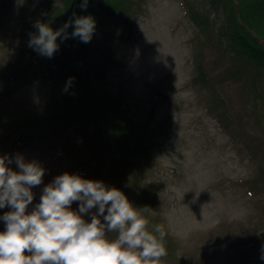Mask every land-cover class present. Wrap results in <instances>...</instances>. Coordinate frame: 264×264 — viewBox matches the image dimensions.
Here are the masks:
<instances>
[{
    "label": "rangeland",
    "instance_id": "rangeland-1",
    "mask_svg": "<svg viewBox=\"0 0 264 264\" xmlns=\"http://www.w3.org/2000/svg\"><path fill=\"white\" fill-rule=\"evenodd\" d=\"M38 1L0 0L6 12L3 19L0 10L2 122L16 110L46 103L51 95L49 80L36 81L32 71L22 75L13 58L19 52L14 49L26 44L25 29L36 22ZM133 1L131 37L117 47V62L107 78L110 91L122 96L128 114L154 141L151 159L138 166L135 181L128 179V184L151 188L153 218L169 241L162 264H264V185L253 191L251 186V179L264 171V98L258 100L244 83L226 76L230 59L214 43L197 42L187 14L192 5L208 12L220 28L224 10H212L210 0ZM196 51L203 57L206 83L192 82ZM67 125H46L16 139L12 131H0V154L21 155L45 169L41 185L32 189L29 212L56 176L68 172L96 178L90 170L84 174L83 165L95 164L91 149L108 143L82 139L75 129L79 122ZM200 153L212 159L199 164ZM10 167L19 171L15 163ZM71 207L78 210L79 202ZM8 211L7 206L0 209V216ZM84 218L90 222L91 213ZM5 227L0 220V231Z\"/></svg>",
    "mask_w": 264,
    "mask_h": 264
},
{
    "label": "trees",
    "instance_id": "trees-1",
    "mask_svg": "<svg viewBox=\"0 0 264 264\" xmlns=\"http://www.w3.org/2000/svg\"><path fill=\"white\" fill-rule=\"evenodd\" d=\"M82 2L83 0L38 1L36 22L49 24L55 31L70 18L74 19L73 13L76 16L91 15L96 21V31L89 43H83L70 35L66 40L58 37L59 48L52 58H48L28 46L30 34L38 33V29L34 25L33 28L25 29L26 44L14 49V53L19 52L13 58L20 66L22 75L32 71L31 77L36 81L49 80L52 91L46 103H39L31 109L16 110L8 117V121H0V131H12L15 138L14 135L28 136L31 132L37 133L43 126L54 123L63 126L73 122L81 123L75 128L81 138H86L87 141L95 138L98 145L108 143L107 148L97 146L91 149L95 164L89 167V163H84V174L86 170H90L89 174L92 172L93 178L98 177L106 186L122 190L150 221L148 228L151 231L157 226V221L153 218L155 200L152 199L151 188L128 184V179L135 181L133 177L139 170L138 166L151 159L154 141L151 137L144 136L141 127L128 114L122 96L110 91L107 78L117 62V47L131 37L134 1L88 0L86 9L81 8ZM235 2L238 10L233 0H210L212 10L218 6L224 10L220 28L214 25L208 12L203 13L192 5H188L187 14L197 29V42L204 46L214 43V46L221 48L222 56L230 59L226 76L244 83L258 100L263 101L264 0ZM0 10L2 18L6 19L5 9L0 7ZM67 31L69 34L73 32L74 24ZM97 37L102 41L101 44L95 43V46L92 43L94 40L98 42ZM202 58L196 51L197 75L192 81L195 84L207 82ZM70 77L73 80L68 85ZM97 152L100 154L98 157ZM260 185H264V171L251 179L252 191ZM262 214L264 217V212ZM164 244L166 248L169 246L165 237Z\"/></svg>",
    "mask_w": 264,
    "mask_h": 264
},
{
    "label": "clouds",
    "instance_id": "clouds-1",
    "mask_svg": "<svg viewBox=\"0 0 264 264\" xmlns=\"http://www.w3.org/2000/svg\"><path fill=\"white\" fill-rule=\"evenodd\" d=\"M87 5L88 0H83L81 8ZM73 17L55 31L37 21L38 33L30 34L28 46L52 58L59 48L58 37L66 40L70 35L89 43L96 31L94 17L75 13ZM13 163L19 171L10 167ZM44 175L36 161L0 155V209H11L0 216L6 225L0 231V264H162L167 255L163 229L156 226L150 231V221L140 208L123 191L101 180L68 172L58 175L29 212L32 189L41 185ZM73 202H79L78 210L72 209ZM89 213L90 222L84 218Z\"/></svg>",
    "mask_w": 264,
    "mask_h": 264
},
{
    "label": "bare ground",
    "instance_id": "bare-ground-1",
    "mask_svg": "<svg viewBox=\"0 0 264 264\" xmlns=\"http://www.w3.org/2000/svg\"><path fill=\"white\" fill-rule=\"evenodd\" d=\"M199 156H200V160H199V158H198V163L200 164H203V159H207V160H211L212 159V157L211 156H207V154H202V153H200L199 154ZM214 158V157H213Z\"/></svg>",
    "mask_w": 264,
    "mask_h": 264
},
{
    "label": "water",
    "instance_id": "water-1",
    "mask_svg": "<svg viewBox=\"0 0 264 264\" xmlns=\"http://www.w3.org/2000/svg\"><path fill=\"white\" fill-rule=\"evenodd\" d=\"M233 1H234L235 5H236V8L238 10V5L236 4L235 0H233ZM262 43L264 44V42H262Z\"/></svg>",
    "mask_w": 264,
    "mask_h": 264
}]
</instances>
